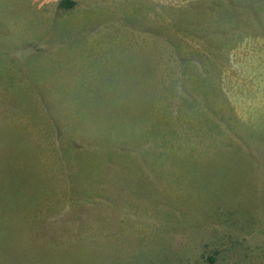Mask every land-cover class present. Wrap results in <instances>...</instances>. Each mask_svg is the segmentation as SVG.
Segmentation results:
<instances>
[{
    "label": "rangeland",
    "instance_id": "rangeland-1",
    "mask_svg": "<svg viewBox=\"0 0 264 264\" xmlns=\"http://www.w3.org/2000/svg\"><path fill=\"white\" fill-rule=\"evenodd\" d=\"M0 0V264H264V0Z\"/></svg>",
    "mask_w": 264,
    "mask_h": 264
},
{
    "label": "trees",
    "instance_id": "trees-1",
    "mask_svg": "<svg viewBox=\"0 0 264 264\" xmlns=\"http://www.w3.org/2000/svg\"><path fill=\"white\" fill-rule=\"evenodd\" d=\"M75 4L72 0H61L59 1V6L61 7H72Z\"/></svg>",
    "mask_w": 264,
    "mask_h": 264
}]
</instances>
